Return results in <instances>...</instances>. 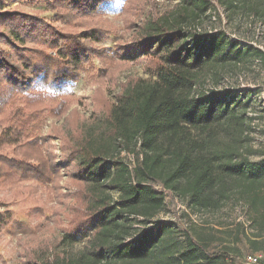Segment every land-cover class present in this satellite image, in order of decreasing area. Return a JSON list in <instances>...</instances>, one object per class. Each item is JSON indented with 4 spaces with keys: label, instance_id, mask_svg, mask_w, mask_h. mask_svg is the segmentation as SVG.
<instances>
[{
    "label": "trees",
    "instance_id": "1",
    "mask_svg": "<svg viewBox=\"0 0 264 264\" xmlns=\"http://www.w3.org/2000/svg\"><path fill=\"white\" fill-rule=\"evenodd\" d=\"M43 1L68 25L54 27L34 16L0 11V112L35 79L54 92L74 81L83 57L103 52L94 46L108 32L103 22L90 19L91 12L118 0ZM262 1L180 0L161 16L146 17L128 49L116 46L122 62L144 54L149 76L127 80L115 101L96 91L88 119L73 111L54 130L75 190L73 203L62 233L29 246L21 264H230L229 257L231 263L239 257L237 244L243 239L250 253L264 252V157L250 159L259 120L250 100L253 91L206 87L211 78L218 84L221 71L264 69V52L223 30L199 29L205 17L217 14V5L231 15L262 19ZM66 110L58 103L54 116ZM21 118L15 109L14 124L0 139V181L18 195L29 192L21 184L27 180L47 183L55 175L53 185L58 181L52 152L41 158L38 143L24 139ZM176 201L200 216L242 204L251 209L250 232L244 223H232L230 248L212 229L182 227ZM166 210L175 223H151ZM79 242L82 249H63Z\"/></svg>",
    "mask_w": 264,
    "mask_h": 264
},
{
    "label": "rangeland",
    "instance_id": "2",
    "mask_svg": "<svg viewBox=\"0 0 264 264\" xmlns=\"http://www.w3.org/2000/svg\"><path fill=\"white\" fill-rule=\"evenodd\" d=\"M179 2L180 0H118L111 7L98 6L91 12L90 19L100 20L107 26L105 30L108 32H103L100 42L94 46L97 50L103 49V52L100 54L99 51L98 54L94 50L83 57L76 79L69 82L63 90L50 91L35 79L26 92L15 94L5 102L0 112V139L11 130L15 109L19 108L22 118L18 125L23 131L24 139L38 143L42 159H47L49 150L52 152L58 165L56 171L58 181L57 186L53 185L55 175H51V181L47 183L37 179L27 180L21 184L29 186V192L19 195L11 193L9 189L11 185L8 182L0 181V264H21L29 246L34 247L41 239L59 236L65 229L75 190L64 172L65 164L61 159L60 142L55 139L54 130L62 128L65 117L73 111L82 119H88L93 110V96L96 91L101 90L106 98L115 101V96L127 80L145 79L149 76L144 54H139L134 62H122L115 55L116 46L128 49L138 27L146 17L161 16ZM259 6L258 11L262 19L249 17L241 12L231 15L217 5L216 12L219 16L213 14L211 17H205L199 29L212 32L215 29L223 30L232 40L253 45L264 52V0ZM0 11H15L34 16L54 27L62 28L68 25L67 21H58L43 0H0ZM77 17L84 18L83 15ZM219 75L218 84L211 78L207 80L206 87L217 90L232 89L239 94L242 90L246 93L247 90L253 91L250 100L256 105L254 116H259V120L255 121L256 129L252 134L253 153L250 159L260 160L264 157V136L261 133L264 125V69L257 65L235 75L223 71ZM61 102L66 105V113L61 117L54 116L55 107ZM6 154L12 159L9 150ZM126 161L129 165L134 163L132 156H128ZM45 170L50 175L48 162ZM176 203V217L182 227L204 232L212 229V233L219 239H225V244L230 248L232 223L240 221L245 224L247 232H250L248 217L251 209L242 204L229 203L218 213L200 216L188 211L179 201ZM153 222L173 224L175 217L166 210L151 223ZM140 230L139 235L144 231L142 227ZM82 246L83 244L79 242L73 246L64 245L63 249L74 252L82 249ZM215 246L216 242H211L210 248L214 249ZM237 249L239 257L233 261L242 262L243 257L251 252L244 239L237 244ZM229 258L231 264V257Z\"/></svg>",
    "mask_w": 264,
    "mask_h": 264
},
{
    "label": "built area",
    "instance_id": "3",
    "mask_svg": "<svg viewBox=\"0 0 264 264\" xmlns=\"http://www.w3.org/2000/svg\"><path fill=\"white\" fill-rule=\"evenodd\" d=\"M242 264H264V252L245 255L242 259Z\"/></svg>",
    "mask_w": 264,
    "mask_h": 264
},
{
    "label": "crops",
    "instance_id": "4",
    "mask_svg": "<svg viewBox=\"0 0 264 264\" xmlns=\"http://www.w3.org/2000/svg\"><path fill=\"white\" fill-rule=\"evenodd\" d=\"M231 264H242V262L236 260V261H232Z\"/></svg>",
    "mask_w": 264,
    "mask_h": 264
}]
</instances>
